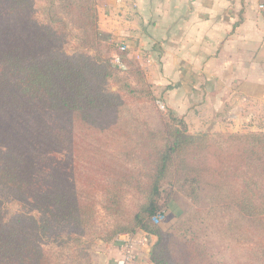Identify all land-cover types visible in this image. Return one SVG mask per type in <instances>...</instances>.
Returning <instances> with one entry per match:
<instances>
[{
    "label": "trees",
    "instance_id": "trees-1",
    "mask_svg": "<svg viewBox=\"0 0 264 264\" xmlns=\"http://www.w3.org/2000/svg\"><path fill=\"white\" fill-rule=\"evenodd\" d=\"M98 2L46 0L37 15L0 0V196L19 204L9 218L0 204V264H94L96 240L137 231L156 238L152 264H221L209 233L244 248L230 264H264V130L189 133L166 109L159 129L139 121L122 96L157 98L93 52ZM174 197L182 213L162 229Z\"/></svg>",
    "mask_w": 264,
    "mask_h": 264
},
{
    "label": "crops",
    "instance_id": "crops-1",
    "mask_svg": "<svg viewBox=\"0 0 264 264\" xmlns=\"http://www.w3.org/2000/svg\"><path fill=\"white\" fill-rule=\"evenodd\" d=\"M259 0H99L98 29L141 62L157 100L189 133L264 130V11ZM248 129V130H246ZM179 198V197H176ZM172 199L182 213L183 200ZM175 200V201H174ZM148 261L154 236L134 234ZM94 264H115L117 238Z\"/></svg>",
    "mask_w": 264,
    "mask_h": 264
},
{
    "label": "rangeland",
    "instance_id": "rangeland-1",
    "mask_svg": "<svg viewBox=\"0 0 264 264\" xmlns=\"http://www.w3.org/2000/svg\"><path fill=\"white\" fill-rule=\"evenodd\" d=\"M34 9L37 13V15L40 14L39 9H41L43 6H45L46 0H32ZM260 3H262V10L264 11V0H259ZM74 47V39H72L70 42L66 45V51L67 53L72 52V47ZM96 54H98L101 58H106L109 60L110 63H112L116 67V72L119 77L123 78L124 80H127L130 85H137L138 89H141V80H143L140 76H137L135 74H127L129 70L131 69H138L140 73L142 74V77L145 80L144 71L141 62L138 60L137 57L132 56L129 54V50H120L118 45H115L109 36L103 33L101 36V39L98 41L97 46L95 47V50L93 51ZM117 76V77H118ZM117 78L116 80H118ZM113 80V79H111ZM146 81V80H145ZM122 83L121 79L116 84H109L108 86L112 91L116 90V87ZM148 89L152 93L154 97L155 94L153 92L152 85L148 83ZM149 97L145 95V92L141 93H128L126 92L125 95L122 96L123 102L126 106L130 107V110L133 115L139 119L141 122H147L148 125L153 129H159L160 128V122L163 121L162 110L156 106V101L154 99L149 100ZM154 100V101H153ZM53 119L55 122L52 124L53 129H59V126H63L64 130H69L71 133H75V137L77 139L80 138L78 135L79 132H81L84 128L76 129L75 126H71L70 124H67L65 121L66 119L61 117L60 115L53 114ZM248 130V129H246ZM84 131H82L83 133ZM80 141V140H79ZM82 142H87L86 139L82 138ZM177 202L180 201L179 198L174 197ZM2 199V200H1ZM0 204L2 206L3 214L5 215L4 218H9V214L15 212L17 208H19V204L12 199V197L7 198L5 193L1 194L0 196ZM13 200V201H12ZM174 200V201H175ZM181 202V201H180ZM179 202V203H180ZM175 203V202H174ZM171 204L168 209L165 208L164 213L162 214V218L159 221V226L162 229H167L174 221L175 217L173 215L176 214V206L175 204ZM200 229H204L203 226H198ZM212 231L210 228L207 230L206 233ZM244 235H246V232L244 231ZM244 237V236H242ZM200 241L205 245L207 251L220 260L221 264H230V258L235 255H240L243 252L244 248L240 247L239 245L236 247H231L232 243L229 242L228 239L225 238V240L216 239L211 235L210 233L207 235L199 236ZM108 244L96 240L90 247L89 252L93 258L94 263V255L99 252L100 248L107 246ZM236 264V263H234ZM238 264H247L242 261V263Z\"/></svg>",
    "mask_w": 264,
    "mask_h": 264
},
{
    "label": "built area",
    "instance_id": "built-area-1",
    "mask_svg": "<svg viewBox=\"0 0 264 264\" xmlns=\"http://www.w3.org/2000/svg\"><path fill=\"white\" fill-rule=\"evenodd\" d=\"M260 7L262 6L260 5ZM119 49L123 51L126 49V47L120 45ZM156 105L160 110L165 111V106L161 101L156 100ZM161 218H162V214H157L155 217L156 221L158 222L161 220ZM135 233L133 234L124 233L117 236V240L119 242V256L115 261V264H132L136 260L138 256V250H137V242L135 238H133L135 237L134 236Z\"/></svg>",
    "mask_w": 264,
    "mask_h": 264
}]
</instances>
